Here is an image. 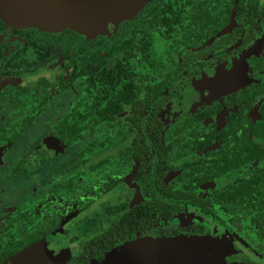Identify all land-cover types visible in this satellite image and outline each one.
Segmentation results:
<instances>
[{"label": "flooded vegetation", "instance_id": "flooded-vegetation-1", "mask_svg": "<svg viewBox=\"0 0 264 264\" xmlns=\"http://www.w3.org/2000/svg\"><path fill=\"white\" fill-rule=\"evenodd\" d=\"M180 236L264 264V0H152L94 38L0 21V264Z\"/></svg>", "mask_w": 264, "mask_h": 264}, {"label": "water", "instance_id": "water-1", "mask_svg": "<svg viewBox=\"0 0 264 264\" xmlns=\"http://www.w3.org/2000/svg\"><path fill=\"white\" fill-rule=\"evenodd\" d=\"M152 0H0V21L41 32L70 30L87 38L110 34ZM100 264H222L204 238L143 239L122 245Z\"/></svg>", "mask_w": 264, "mask_h": 264}]
</instances>
